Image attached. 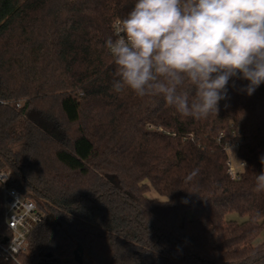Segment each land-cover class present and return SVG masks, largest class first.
I'll return each mask as SVG.
<instances>
[{
    "label": "trees",
    "instance_id": "1",
    "mask_svg": "<svg viewBox=\"0 0 264 264\" xmlns=\"http://www.w3.org/2000/svg\"><path fill=\"white\" fill-rule=\"evenodd\" d=\"M134 4L0 0V172L41 215L28 251L0 264H264V83L249 96L230 81L200 120L114 91L105 45ZM231 143L246 165L235 178Z\"/></svg>",
    "mask_w": 264,
    "mask_h": 264
},
{
    "label": "clouds",
    "instance_id": "2",
    "mask_svg": "<svg viewBox=\"0 0 264 264\" xmlns=\"http://www.w3.org/2000/svg\"><path fill=\"white\" fill-rule=\"evenodd\" d=\"M115 31L114 91L162 97L182 117L217 114L230 81H247L249 96L264 83V0H135ZM253 191L264 192V171Z\"/></svg>",
    "mask_w": 264,
    "mask_h": 264
},
{
    "label": "built area",
    "instance_id": "3",
    "mask_svg": "<svg viewBox=\"0 0 264 264\" xmlns=\"http://www.w3.org/2000/svg\"><path fill=\"white\" fill-rule=\"evenodd\" d=\"M119 21L114 23V34ZM237 144L231 143L226 146L228 154L227 166L231 177L235 178L244 165V161L235 155ZM234 154L236 163L232 164L231 156ZM9 173L0 172V182L3 185V213L5 224L9 230L7 240L0 239V254L5 259L17 261L19 255L24 254L30 247L28 234L31 229L41 220V215L35 203L23 197L17 189L6 185Z\"/></svg>",
    "mask_w": 264,
    "mask_h": 264
},
{
    "label": "rangeland",
    "instance_id": "4",
    "mask_svg": "<svg viewBox=\"0 0 264 264\" xmlns=\"http://www.w3.org/2000/svg\"><path fill=\"white\" fill-rule=\"evenodd\" d=\"M231 162L232 164H235L236 163V157L234 156V154L231 156ZM148 196H151V197H154V196H157V194L153 191V190H150L148 193H147ZM226 219H232V220H236L238 222H241L243 220H245L246 218L245 217H241L239 216L237 213H228L226 216H225ZM264 241V228L260 231V233L257 235V237L253 240L252 244L253 245H258L260 244L261 242Z\"/></svg>",
    "mask_w": 264,
    "mask_h": 264
},
{
    "label": "water",
    "instance_id": "5",
    "mask_svg": "<svg viewBox=\"0 0 264 264\" xmlns=\"http://www.w3.org/2000/svg\"><path fill=\"white\" fill-rule=\"evenodd\" d=\"M7 238L5 237L3 241H6ZM82 252V248L81 246H78L77 249L74 251V257L75 259L77 260H81L80 256H79V253ZM45 264H54L53 262H49V263H45Z\"/></svg>",
    "mask_w": 264,
    "mask_h": 264
}]
</instances>
